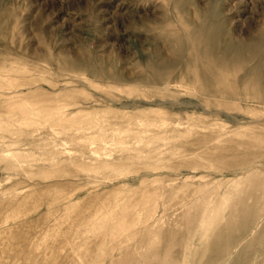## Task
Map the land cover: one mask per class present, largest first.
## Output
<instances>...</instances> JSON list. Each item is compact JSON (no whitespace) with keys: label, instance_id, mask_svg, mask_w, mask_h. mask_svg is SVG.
Masks as SVG:
<instances>
[{"label":"rangeland","instance_id":"1","mask_svg":"<svg viewBox=\"0 0 264 264\" xmlns=\"http://www.w3.org/2000/svg\"><path fill=\"white\" fill-rule=\"evenodd\" d=\"M0 264H264V0H0Z\"/></svg>","mask_w":264,"mask_h":264},{"label":"bare ground","instance_id":"2","mask_svg":"<svg viewBox=\"0 0 264 264\" xmlns=\"http://www.w3.org/2000/svg\"><path fill=\"white\" fill-rule=\"evenodd\" d=\"M218 40H219V37H218V35L216 34V33H211L210 35H209V41H210V49H208V50H210L211 51V53L214 51V50H218L219 48H220V46L218 45ZM226 48V47H225ZM225 48H224V50H222V52H220V54H219V60L218 61H222L223 59H225V55H227V53H228V50L226 49L225 50ZM233 48H234V51H235V54L236 55H238L239 54V49L238 48H236L235 46H233ZM208 52H206V54H207ZM226 58H227V56H226ZM239 59V58H238Z\"/></svg>","mask_w":264,"mask_h":264}]
</instances>
